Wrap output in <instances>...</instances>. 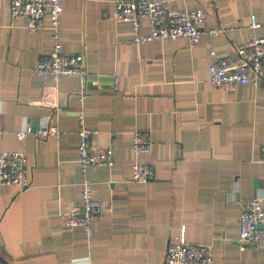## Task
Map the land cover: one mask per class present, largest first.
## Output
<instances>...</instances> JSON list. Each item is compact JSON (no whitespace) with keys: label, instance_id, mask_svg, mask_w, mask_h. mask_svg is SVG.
Wrapping results in <instances>:
<instances>
[{"label":"crops","instance_id":"obj_1","mask_svg":"<svg viewBox=\"0 0 264 264\" xmlns=\"http://www.w3.org/2000/svg\"><path fill=\"white\" fill-rule=\"evenodd\" d=\"M164 1L203 8L205 27L225 32L194 47L185 38L137 43L148 22L139 31L117 22L114 0H63L62 52L84 54L88 75L55 83L33 73L53 51L50 19L30 31L24 17L12 23L11 0H0V149L26 153L30 181L0 187V254L11 264H165L183 226L189 242L211 247L214 264H264V246L239 242L242 202L264 205V82L229 90L207 82L212 51L233 59L239 45L264 37V0ZM82 113L93 143L113 147L115 158L87 172L94 199L110 207L91 237L62 215L82 193ZM46 125L59 135L17 138ZM136 130L149 133L151 153L135 156ZM134 160L152 165L155 179L132 181Z\"/></svg>","mask_w":264,"mask_h":264},{"label":"built area","instance_id":"obj_2","mask_svg":"<svg viewBox=\"0 0 264 264\" xmlns=\"http://www.w3.org/2000/svg\"><path fill=\"white\" fill-rule=\"evenodd\" d=\"M64 10L63 0H11L10 16L12 23L26 18V27L38 31L44 27L48 17L51 22L53 51L40 59L33 68V73L58 83L62 76L70 75L86 80L88 69L84 54H64L62 52L61 15ZM115 20L129 22L139 31L143 21L150 26V33L137 35L135 42H167L185 38L192 47L199 44L204 34L219 36L224 29L206 28L207 13L203 8L179 10L168 6L164 0H114ZM260 23L252 16V28ZM214 56L209 66L207 82L215 88L229 90L238 84L264 82V37H255L239 45L233 59H220ZM81 96L80 100H83ZM55 125L39 128L26 126L17 132L18 140L28 135L36 139H46L59 135ZM92 131L87 127L85 116L80 115L79 158L78 163L84 175L81 198L73 207L62 215L70 228L82 227L88 236L94 232V224L110 210L109 206L94 199V183L88 178L90 167H113L115 164L114 149L111 146H96L92 141ZM152 140L147 132L136 130L133 133V151L135 156L152 152ZM258 154L264 158V145ZM27 155L22 151L0 149V187L12 185L20 190L29 187L30 181L26 169ZM152 165L139 160L132 162V181L148 183L155 179ZM239 242L242 246H264V205L260 197H253L242 202L239 214ZM165 264H214L212 249L205 243L195 244L186 239V227L175 235L169 244Z\"/></svg>","mask_w":264,"mask_h":264},{"label":"water","instance_id":"obj_3","mask_svg":"<svg viewBox=\"0 0 264 264\" xmlns=\"http://www.w3.org/2000/svg\"><path fill=\"white\" fill-rule=\"evenodd\" d=\"M0 262L2 264H11L7 259H5L1 254H0Z\"/></svg>","mask_w":264,"mask_h":264}]
</instances>
